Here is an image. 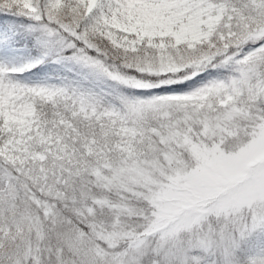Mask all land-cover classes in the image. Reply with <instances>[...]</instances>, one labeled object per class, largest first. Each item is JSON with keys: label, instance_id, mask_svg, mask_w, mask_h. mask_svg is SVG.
<instances>
[{"label": "snow or ice", "instance_id": "snow-or-ice-1", "mask_svg": "<svg viewBox=\"0 0 264 264\" xmlns=\"http://www.w3.org/2000/svg\"><path fill=\"white\" fill-rule=\"evenodd\" d=\"M0 264H264V0H0Z\"/></svg>", "mask_w": 264, "mask_h": 264}]
</instances>
